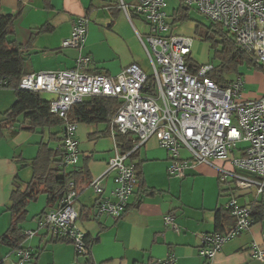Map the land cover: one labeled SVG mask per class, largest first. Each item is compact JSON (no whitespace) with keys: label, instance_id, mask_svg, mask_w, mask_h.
<instances>
[{"label":"built area","instance_id":"2783aa9c","mask_svg":"<svg viewBox=\"0 0 264 264\" xmlns=\"http://www.w3.org/2000/svg\"><path fill=\"white\" fill-rule=\"evenodd\" d=\"M210 21L220 24L238 46L249 53L253 61L264 69V0H180ZM165 0H135L132 6L119 0L118 7L130 20L129 9L148 26L145 46L151 74L147 75L139 64L132 62L116 75L90 73L92 59L79 54L75 65L61 70L28 72L18 79L17 88L54 94L49 102V112L61 118L62 129L54 149L62 150L61 166L73 168L78 161L75 136L76 122L67 117L69 109L87 97H112L118 107L108 126L112 136L113 155L107 161L104 173L88 183L95 194L93 211L96 216L119 218L129 206L138 178L129 154L154 136L168 151L167 172L184 177L195 165L220 160L212 165L220 183H230L237 192L252 193L250 202L241 204L232 194L223 205L232 217L231 226L223 232L202 235L198 254L209 261L231 239L248 231L254 223L251 203H264V95L248 99L243 96L240 76L224 85H218L209 76L213 65L209 62L191 69L194 38L174 34L168 21ZM88 18L78 17L71 34L61 42L62 48L81 50ZM151 77V82H149ZM7 79L0 75V88ZM130 133L132 148L120 152L116 134ZM188 156L180 155V151ZM112 175L113 188L105 193L102 180ZM63 192L58 207L42 213L37 218L38 229H45L54 239L68 240L77 255H87L89 246L84 231L78 224L76 207L77 190L70 181ZM174 230L178 227L170 216L164 218ZM36 231H24L26 237ZM25 264L32 254L19 247L12 250ZM252 257L264 263V232L260 243L251 248ZM4 262V260H2ZM173 254L156 259L151 264H174Z\"/></svg>","mask_w":264,"mask_h":264},{"label":"crops","instance_id":"0c3cea01","mask_svg":"<svg viewBox=\"0 0 264 264\" xmlns=\"http://www.w3.org/2000/svg\"><path fill=\"white\" fill-rule=\"evenodd\" d=\"M122 1L129 6L135 2ZM118 2L50 0L51 6L45 8L44 0H0V12L14 16L10 38L21 44L28 54L26 69L29 72L71 68L79 54L91 57L90 73L116 75L132 62L144 70L146 64L150 67L145 51V46L149 47L146 40L148 26L131 8L129 20L118 7ZM80 16H86L89 20L81 50L62 48V40L70 36L73 24ZM168 16L174 34L194 33L195 23L179 25L172 23V15ZM40 27H44V30L38 31ZM178 27L185 28L181 30ZM15 97L13 88H0V120L3 119L2 113L14 103ZM40 97L50 101L54 94L41 92ZM26 124L21 116H17L14 122L0 128V235L11 221V215L6 210L11 190L15 186L23 189L32 177L30 162L37 153L38 143L48 141L49 132H57L56 139L48 141V146L52 147L62 129V126H55L29 130L24 128ZM75 136L79 151L75 168L85 167L90 180L100 176L113 155L114 140L108 124L77 122ZM137 154L133 160L128 161L140 163L145 186L157 192L141 194L136 187L130 196L129 206L119 218L94 214L96 197L88 183L77 191L78 224L89 241L90 250L87 255H77L68 240L54 239L45 229H38L37 218L43 211L58 207L62 194L59 193L49 204L47 195L40 194L36 200L43 195V203L37 211L30 212L29 204L34 202L31 201L21 224L24 231H36L21 244L32 254L27 264H39V258L48 251L51 254L48 264H151L167 254L174 255V264H264L254 259L251 253L253 244L261 241L264 218L253 223L248 231L224 243L209 261L198 254L203 234L223 232L231 226L233 219L223 208L229 197L235 194L238 202L244 204L252 200V193L234 191L230 183H227L230 186H221L216 169L205 163L187 169L184 177H176L180 178L176 193L171 188V179L168 183L165 179L168 174V151L154 136L139 147ZM191 175L195 177L191 179ZM196 175L211 181V187L215 189L214 196L206 198L203 193L199 200L190 199L183 188L185 184H192ZM161 181H165L167 186L160 184ZM102 185L108 194L113 188L112 175L106 176ZM218 209L220 219L217 221ZM166 216L172 218L178 227L177 231L165 223ZM9 252L12 250L9 249Z\"/></svg>","mask_w":264,"mask_h":264},{"label":"trees","instance_id":"16d2710c","mask_svg":"<svg viewBox=\"0 0 264 264\" xmlns=\"http://www.w3.org/2000/svg\"><path fill=\"white\" fill-rule=\"evenodd\" d=\"M44 3L45 8L51 6L50 0H44ZM188 10L189 8L180 4L178 8L173 10L172 23L188 20ZM13 17L12 14L0 12V75L7 79L5 87L13 88L16 96L14 103L2 113L3 119L0 120V128L14 122L17 116L22 117L24 123H27L24 128L29 130L61 127L63 124L62 119L49 112L50 101L43 100L40 97V92L17 88L19 77L29 71L26 69L28 54L21 44L10 38ZM37 30H44V27ZM194 32L203 40L209 41L211 48L215 47V43L222 46L220 51L216 50L221 58V64L218 66L213 65V70L209 73L210 78L218 85H224L230 81L224 79V70L233 67L237 70L238 65L241 64L255 66L262 70L264 74V69L253 61L249 53L236 44L232 36L220 24L211 21L210 25L201 26V23H196ZM216 37H219L218 42L215 41ZM187 64L191 69H195L199 65L191 58L187 59ZM237 75L241 76L242 74L237 72ZM149 82H151V77H149ZM118 105L116 98L92 96L73 105L69 109L67 117L70 121L76 123L108 124ZM48 136V141L55 140L57 132H49ZM48 141L38 143L37 153L30 162L32 168L30 181L23 189L20 186H15L10 192L9 205L6 210L11 215V221L6 230L0 235V244L11 250L22 247L21 244L26 238L21 224L26 218L27 205L31 201H35L40 194H45L47 195V204H49L59 193L63 194L67 190L70 181L73 182L77 191L90 181L85 167L78 169L73 167L70 170L63 168L61 166L62 150L49 147ZM115 141L120 152H126L132 148L130 133L116 134ZM138 150L139 148L133 150L128 159L133 160L138 155ZM134 167L138 178V192L141 194L156 193V189L145 186L140 163H134ZM219 212L218 209L216 211L217 221L220 219ZM251 215L254 223L264 218V203L262 201L251 203ZM87 244L89 246V241H87ZM0 264H4L2 259Z\"/></svg>","mask_w":264,"mask_h":264},{"label":"rangeland","instance_id":"374dc122","mask_svg":"<svg viewBox=\"0 0 264 264\" xmlns=\"http://www.w3.org/2000/svg\"><path fill=\"white\" fill-rule=\"evenodd\" d=\"M165 1L167 4L166 11L170 15H172L173 10L178 8L181 4L180 0H165ZM188 14H189V19L184 20L183 22H178L179 25H181V23H190V24L201 23V26L210 25L211 21L208 18H206L204 15L196 11L195 9L193 8L189 9ZM179 28L182 30L185 27H178V29ZM187 28H192V27H187ZM185 35L191 36L194 38L193 44H192V52H191V57L193 60H195L198 64H204L207 62L211 63L214 66H218L221 64V58L219 57L218 52H216V50L217 51L221 50L222 46L220 44L215 43V47L211 48L210 42L203 40L201 37L195 34V32L193 34L191 33V34H185ZM215 41L218 42L219 37H216ZM144 71L147 75L151 74V68L149 67V65L146 64V66L144 67ZM237 72L242 74L240 77L245 83L244 90L242 91L244 98H248V99L260 98L261 96L264 95V74L262 70L252 65L247 66L245 64L243 65L241 64V65H238L237 70L234 69V67L231 69L224 70L223 77L224 79H227V80L235 79L236 77H238ZM247 95L251 97H246ZM180 155L187 157L188 152L181 150ZM218 161L219 160H216V161L213 160L210 163L211 165H219L217 163ZM198 176L199 175H196V178H195L196 180L192 184L191 183L187 185L185 184L183 188V190L190 195V199H192V201L201 199L203 193L206 198H208L209 195L214 196L215 194V189L213 188V186L211 187L212 185L211 181L209 179L206 180V179H201L200 177L198 178ZM193 177L195 176L193 175L190 176L191 179H193ZM165 179L167 183H168V180L171 179V182H170L171 188L174 192L177 193V190L179 188L178 182L180 178H176L175 176H170V175L168 176L167 174V176H165ZM167 183L165 181L160 182V184L164 186H167ZM220 184L223 187L230 186L227 183H220ZM42 199H43V195H41L38 200L31 202L29 204L30 212H32L33 210L34 211L40 210L42 203H43ZM222 199H224V197ZM72 247L74 248L73 245ZM0 254H1L0 257H3L2 260H4L6 264H15V262H17L18 260V257L15 252L13 251L9 252V248L6 246H2L1 244H0ZM50 257H51V254H50V251H48L46 254H43L39 258L40 260L39 264H48L49 262L48 260ZM25 264H27V262ZM52 264H56V263H52Z\"/></svg>","mask_w":264,"mask_h":264}]
</instances>
